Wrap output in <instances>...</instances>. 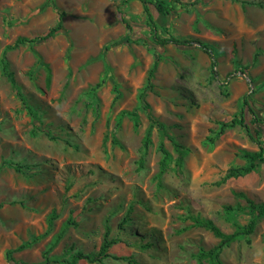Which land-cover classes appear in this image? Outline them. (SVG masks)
Instances as JSON below:
<instances>
[{
  "label": "rangeland",
  "instance_id": "rangeland-1",
  "mask_svg": "<svg viewBox=\"0 0 264 264\" xmlns=\"http://www.w3.org/2000/svg\"><path fill=\"white\" fill-rule=\"evenodd\" d=\"M195 1L166 16L151 7L159 35L193 42L184 46L154 41L140 0H0V264H66L78 251L96 254L108 231L118 240L109 257L76 264H198L220 239L191 216L231 233L250 215L228 206L264 203V162L221 182L248 164L245 152L264 151V124L244 104L250 94L264 116V0ZM60 11L61 31L15 45L46 34ZM200 43L214 48L217 77ZM242 114L249 130L221 132ZM171 137L187 148L182 166ZM161 143L172 160L159 177ZM220 257L264 264V221Z\"/></svg>",
  "mask_w": 264,
  "mask_h": 264
},
{
  "label": "trees",
  "instance_id": "trees-1",
  "mask_svg": "<svg viewBox=\"0 0 264 264\" xmlns=\"http://www.w3.org/2000/svg\"><path fill=\"white\" fill-rule=\"evenodd\" d=\"M49 1H52L53 5H55L54 0H49ZM196 1H200V0H196ZM140 2L143 4V7H144L145 12H146L147 17H148V20L152 25L153 39L157 44H161V45L173 44V45H184L185 46V45H190L193 43L191 40L182 39V38H179L176 36H166V37L160 36L158 33V23L154 17L153 12H152V8H154L159 15H162V16L169 15L177 9L178 4L183 3L182 0H140ZM47 6H48V2L43 4L41 6V9L43 10ZM64 15H65V13L63 11L59 12L58 23L56 24V26L50 28L46 34L38 35V36H34V37H20L16 40L15 45L25 44V43L34 44L40 40H46L48 38L53 37L56 33H58L59 31H61L63 29L62 17ZM128 30H129V32L132 31V28L130 25H128ZM129 40H130V37H129ZM200 46H201L202 50L210 56V58H211V71H212L213 76L217 77V75H218V72L216 70L217 61H216V55H215L214 48L212 47V45L206 44V43H200ZM258 55L259 54L257 53L255 56V59L258 57ZM158 63H159V60L157 59L154 62L152 68L150 69L147 88H153L152 80L154 78V74H155V71L157 69ZM2 66H3L4 71L10 77L14 86L18 89L16 79L14 78L12 73H10L8 71V62H7L5 57L2 60ZM48 72H49L48 80H50V76H51L50 69H48ZM99 86H100V84H97V87H99ZM19 94L22 96V94L20 92H19ZM140 97L143 99V102L145 104L146 109H149L150 105L144 99V92L141 93ZM249 98H250V94H246L244 97V104L246 107H248L251 114L253 115L251 123H253V124H257V123L264 124V116H258L254 112L253 108L250 105ZM28 110L31 114H35L32 107H28ZM134 115L137 118L136 114H134ZM149 118L153 124H157L161 130H164V128H165L164 124L159 122L152 114H149ZM238 125L245 127L249 130L250 126L246 122V118H245L244 114H242L241 118L235 117L230 122H223L221 124V132H223L227 128H233V127L238 126ZM171 141L173 142L175 149L178 152V157L176 159V162L179 166H182L183 161H184V157H185L186 152H187V148H185V146H183L182 144L177 142L172 137H171ZM150 142H151V137H150V132H148L146 137H145V141H144L145 146H148L150 144ZM160 149H161L164 157H163L162 162H161V169L159 172V177L162 176V174L166 171L169 162L172 160L170 152L166 149V147L164 146L163 143H161ZM244 157L248 160V164L243 165V166L230 167L228 169L226 175L224 176V178L221 180V182H225L229 178L241 177V176H245V175L251 173L255 169V167L258 165L259 162H264L263 148H261L260 151H256V152H248L247 151L244 153ZM6 164L11 166V167H15L17 169H20V165L16 162L8 161V162H6ZM247 203H248L247 206H242L241 204H237L235 207H231V206L227 207V210H233V211H235V210L243 211V210L247 209L248 214L250 215V219L245 225L238 226V228L231 233L224 232L211 219L200 217L198 215L190 217V219L193 221L194 226L206 228V229L212 231L214 233V235L220 239L219 243L217 245H215L214 247L209 248V249H201V251L197 255L198 264H202L204 261H206L208 264H223L221 257H220L223 249L225 247L229 246L232 242H234L240 238H243L247 235L252 234L255 231L259 220L262 219L264 221V203L255 202L253 199H250V198H247ZM2 206H3V204H0V207H2ZM53 218H54V214L52 215L51 219H53ZM109 235L110 234L108 231L105 234V237H104V240L100 246V249L96 254L84 253L82 251H78L72 256L71 260H65L64 263L76 264L80 260H87L89 262H102L106 257H109L110 248L118 241L117 238H110ZM38 239H39V237L35 238L32 241H26L21 246H19L18 249H23V248L29 247L33 244V242L37 241ZM127 259L130 261L131 264H137V262L133 258L129 257ZM51 263H59V262L53 261L50 258H47L46 262H43L40 264H51ZM23 264H38V263L24 262Z\"/></svg>",
  "mask_w": 264,
  "mask_h": 264
}]
</instances>
